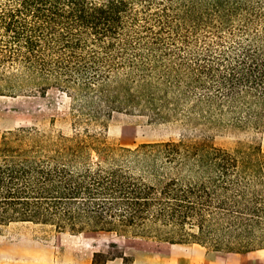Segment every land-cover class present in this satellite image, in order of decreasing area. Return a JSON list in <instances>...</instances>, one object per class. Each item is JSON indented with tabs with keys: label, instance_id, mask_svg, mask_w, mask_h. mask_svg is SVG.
<instances>
[{
	"label": "trees",
	"instance_id": "1",
	"mask_svg": "<svg viewBox=\"0 0 264 264\" xmlns=\"http://www.w3.org/2000/svg\"><path fill=\"white\" fill-rule=\"evenodd\" d=\"M51 88L70 132L0 135V226L264 249L259 146L103 135L114 111L264 124V0H0V95Z\"/></svg>",
	"mask_w": 264,
	"mask_h": 264
},
{
	"label": "rangeland",
	"instance_id": "2",
	"mask_svg": "<svg viewBox=\"0 0 264 264\" xmlns=\"http://www.w3.org/2000/svg\"><path fill=\"white\" fill-rule=\"evenodd\" d=\"M69 103V98L54 88L44 95H0V135L30 125L69 133ZM103 135L113 146L198 139L226 148L256 145L264 152V124L229 117L155 120L147 112L114 111L104 118ZM94 251L124 255L128 264H264V249L227 252L152 236L114 232L71 235L30 224L0 226V264H90ZM108 264H122V259L115 257Z\"/></svg>",
	"mask_w": 264,
	"mask_h": 264
}]
</instances>
